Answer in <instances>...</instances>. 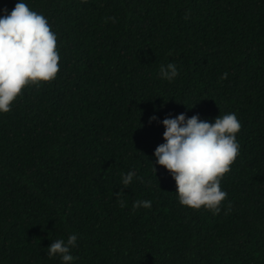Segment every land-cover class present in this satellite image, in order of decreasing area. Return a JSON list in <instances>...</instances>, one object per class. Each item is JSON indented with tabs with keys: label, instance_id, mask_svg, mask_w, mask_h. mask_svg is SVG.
Instances as JSON below:
<instances>
[{
	"label": "trees",
	"instance_id": "obj_1",
	"mask_svg": "<svg viewBox=\"0 0 264 264\" xmlns=\"http://www.w3.org/2000/svg\"><path fill=\"white\" fill-rule=\"evenodd\" d=\"M25 3L57 33L60 70L0 113V264H61L47 247L71 233L73 264H264V0ZM181 112L241 123L217 215L180 205L155 163L149 117Z\"/></svg>",
	"mask_w": 264,
	"mask_h": 264
},
{
	"label": "clouds",
	"instance_id": "obj_2",
	"mask_svg": "<svg viewBox=\"0 0 264 264\" xmlns=\"http://www.w3.org/2000/svg\"><path fill=\"white\" fill-rule=\"evenodd\" d=\"M59 60L57 33L51 30L46 16L32 10L25 0H18L10 12L0 9V113L11 110L25 86L54 80L60 70ZM159 75L171 82L179 76V69L171 62L162 64ZM227 76L225 72L220 79ZM156 121L164 128L163 143L155 148L153 156L174 180L179 204L192 209L203 206L213 215L219 214L227 197L221 180L240 153L236 134L241 123L236 114H219L211 121L199 114L186 117L184 112L168 114L162 120L155 115L149 117V123ZM134 178L139 179L136 171L129 170L122 174L121 183L127 187ZM120 206L125 207L126 202L121 201ZM141 207L151 208L152 201L137 199L132 203V211ZM77 246V234L71 233L66 240L52 241L47 255L59 257L61 264H73L77 257L72 250Z\"/></svg>",
	"mask_w": 264,
	"mask_h": 264
}]
</instances>
